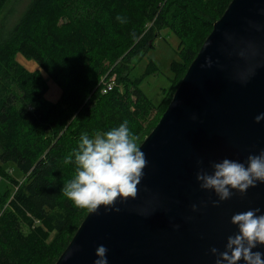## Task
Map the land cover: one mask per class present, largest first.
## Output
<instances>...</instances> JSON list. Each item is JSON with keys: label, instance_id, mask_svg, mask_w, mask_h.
<instances>
[{"label": "trees", "instance_id": "trees-1", "mask_svg": "<svg viewBox=\"0 0 264 264\" xmlns=\"http://www.w3.org/2000/svg\"><path fill=\"white\" fill-rule=\"evenodd\" d=\"M16 1L0 0V264H54L89 212L61 190L75 174L65 157L82 133L125 120L140 146L172 96L149 125L154 103L129 62L174 32V93L231 0H30L11 25ZM48 78L62 90L56 101Z\"/></svg>", "mask_w": 264, "mask_h": 264}, {"label": "water", "instance_id": "water-1", "mask_svg": "<svg viewBox=\"0 0 264 264\" xmlns=\"http://www.w3.org/2000/svg\"><path fill=\"white\" fill-rule=\"evenodd\" d=\"M242 49L247 57L239 55ZM257 62L255 74L241 83L240 71ZM261 112L264 0H231L140 144L147 164L137 197L88 212L54 264H93L101 244L108 264H215L211 247L223 251L227 237L238 232L232 215L257 207L264 212V182L244 195L233 190L214 205L215 192L199 187L197 161L208 171L210 161L225 157L246 164L250 153L264 148V119L255 120ZM258 250L264 252V245Z\"/></svg>", "mask_w": 264, "mask_h": 264}, {"label": "clouds", "instance_id": "clouds-1", "mask_svg": "<svg viewBox=\"0 0 264 264\" xmlns=\"http://www.w3.org/2000/svg\"><path fill=\"white\" fill-rule=\"evenodd\" d=\"M116 19L123 23L121 16L117 15ZM249 48L252 55L257 54L252 45ZM239 55L247 57L248 52L242 49ZM206 64L211 66L210 57L206 58ZM258 66L259 62L243 68L238 75L240 82L247 83ZM262 119L264 112L255 116L257 122ZM64 162L75 164V174L61 190L74 206L89 212H96L101 205L107 211L108 206L114 205L118 199L137 197L138 184L145 175L147 164L145 153L126 120L93 136L82 133L77 147L65 157ZM209 163L212 171L203 167L202 160L197 161L200 167L196 179L201 189L215 192L218 199L211 201L214 205L233 196V190L244 195L250 186L264 182V148L258 154L250 153L246 164L227 157ZM197 207L192 205L193 210ZM116 210L119 211L118 208ZM231 222L237 225L238 232L227 237L223 251L211 247L210 251L217 254L215 264H240L241 261L243 264H264V252L258 250L259 245H264V212L258 207L250 208L233 214ZM95 251L93 264H108V248L101 244Z\"/></svg>", "mask_w": 264, "mask_h": 264}, {"label": "rangeland", "instance_id": "rangeland-1", "mask_svg": "<svg viewBox=\"0 0 264 264\" xmlns=\"http://www.w3.org/2000/svg\"><path fill=\"white\" fill-rule=\"evenodd\" d=\"M17 1L16 13L13 16L11 25L16 23L30 0ZM179 44L180 40L174 32L169 29H163L160 35L156 37L154 44L140 55L134 57L128 64L129 75L131 78L140 79V87L154 103L149 118V125L152 124L156 117L160 116L162 107L168 103L171 96L173 97V89L180 73L176 75L172 70L171 64L174 60L179 59ZM18 60L30 69L38 67L35 61L27 60L20 54L18 55ZM149 67L152 68V71L148 70ZM116 78V74L111 75L110 80L113 85L116 84ZM48 82L50 88L47 96L51 100L56 101L59 99L62 90L50 78H48Z\"/></svg>", "mask_w": 264, "mask_h": 264}, {"label": "built area", "instance_id": "built-area-1", "mask_svg": "<svg viewBox=\"0 0 264 264\" xmlns=\"http://www.w3.org/2000/svg\"><path fill=\"white\" fill-rule=\"evenodd\" d=\"M107 85H108L107 87L103 88V91H107L108 89H112L113 83L111 81H109Z\"/></svg>", "mask_w": 264, "mask_h": 264}]
</instances>
